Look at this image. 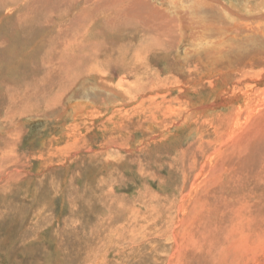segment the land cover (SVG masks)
<instances>
[{
  "label": "rangeland",
  "instance_id": "obj_1",
  "mask_svg": "<svg viewBox=\"0 0 264 264\" xmlns=\"http://www.w3.org/2000/svg\"><path fill=\"white\" fill-rule=\"evenodd\" d=\"M88 1L0 0V264H264V64L231 82L183 61L159 1ZM97 70L136 100L74 122Z\"/></svg>",
  "mask_w": 264,
  "mask_h": 264
},
{
  "label": "bare ground",
  "instance_id": "obj_2",
  "mask_svg": "<svg viewBox=\"0 0 264 264\" xmlns=\"http://www.w3.org/2000/svg\"><path fill=\"white\" fill-rule=\"evenodd\" d=\"M10 1L11 2L21 1L20 4L13 3V5L18 6V8L19 7L22 8L27 5V2H25L26 0H10ZM98 1L99 0H95L94 2H98ZM138 1L143 4L145 3L146 6L149 3V0H132V3L129 6L131 8L132 6L135 7L134 3L136 2L138 3ZM155 1H159L167 8V10L165 9L163 10L159 8L158 10H156V12L159 15H161L163 18H165V20L170 22L171 26L175 29V31L173 30L174 34L172 35L173 36L172 41L177 39L179 43L181 36L182 40H181V44L179 43L180 44L179 48L181 50L180 55L183 56L184 62L190 64V62L193 61L192 60L193 58L199 57L200 59L204 60V64H206V66H210V68H208L209 71L213 73L220 71L222 72V74H224L223 75L224 77H228L231 79V82L235 81V83L238 84H244L246 81L250 79L249 76L250 68L254 67V65H256L257 63L264 64V54H263L264 0H227L229 4L228 6L219 3V0H155ZM22 2L26 3V5ZM89 3H91L90 0L88 1L87 4L89 5ZM96 4L102 8L103 12L109 11L110 15L112 14L113 16L115 15L113 13L119 10L118 7L110 4H106L104 3V1H100V3H96ZM93 7L94 5L92 3L88 10L91 11L89 12V14L92 13L90 14L92 15V18H95V14L93 13L94 12ZM232 8L236 9L239 13L235 12ZM16 9L17 7L11 8L10 6L6 11V15L7 16L11 15L12 14L11 12H13V10ZM26 10L27 8L25 9V11ZM36 12L37 10L34 9L31 10V12H27V14L21 15L20 21L21 22L28 21L26 23L29 24L30 21H32V18H36V14H35ZM172 15L173 17H171ZM95 19H97V17ZM158 29H160L157 30L158 35L160 37L167 36L165 28L163 29L161 26V28ZM153 34L155 36V33ZM148 44H152V42ZM162 44L163 42L159 45ZM152 45H156V44H152ZM151 47L156 48L157 50V47L155 46L154 47L151 46ZM237 53H242L243 56H240L239 58L238 56H236V59L231 58V56H234ZM205 59L207 60L205 61ZM222 59H229L230 63L228 64V63L220 62ZM236 61L240 62L239 63L240 67L239 68L237 67L238 68L237 71L234 72V66L237 65V63L235 64ZM217 62L222 64L217 66L216 65ZM89 74L91 73H86V74L84 73L83 75H81L80 78H77L78 80L76 79L74 81L75 84L73 83V87L75 85H78V83L82 79L89 77ZM93 74L96 75L95 77H99V79H97L98 81L96 83L94 81L92 83L90 82L88 84L82 85L79 96L68 97L72 89L71 90L69 89L66 92L67 94L65 97H68V99H66L69 110L68 115L69 118H71L74 122L77 121L80 117L86 116L91 112H93L96 109V107L104 106L105 110L114 109L113 107L129 105L136 100V97L134 96V93L131 89H126L122 87V84L114 83L113 81H108L107 79L108 76L105 73H103L101 70H97L96 72H93ZM210 84L213 88L216 87L215 81L210 82ZM235 90L236 89L233 88L232 92H234ZM101 92L104 94H101ZM224 93H226L224 98L228 100L227 106L231 105L230 96L228 97L226 96L228 95V91L226 92L224 91ZM224 93L219 92L214 97L217 99V96L221 97L222 94ZM101 95H105V97L109 96V98L112 99L108 101L106 100L105 102L102 103L101 102L102 99L100 98ZM114 97L115 99H113ZM102 104L103 106H101ZM92 107H94V109H90ZM252 107H254L252 104L251 105L248 104L244 109L242 107H239L236 110V112L233 113L231 119L237 124L242 117L246 116L247 118H249L250 115L249 112L251 111ZM118 109L119 108H115L114 110H118ZM215 109H216L215 106L212 107L211 105H209L208 107L204 108V111H206L205 112L206 114H212L215 111ZM36 117L39 116H31V118L33 119ZM2 130L4 131V126L0 121V132H2ZM189 131L190 133H193L191 129Z\"/></svg>",
  "mask_w": 264,
  "mask_h": 264
}]
</instances>
